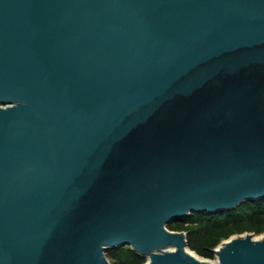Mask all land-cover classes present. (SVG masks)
<instances>
[{"label": "water", "instance_id": "1", "mask_svg": "<svg viewBox=\"0 0 264 264\" xmlns=\"http://www.w3.org/2000/svg\"><path fill=\"white\" fill-rule=\"evenodd\" d=\"M260 199L264 0H0V264H212L166 225Z\"/></svg>", "mask_w": 264, "mask_h": 264}, {"label": "trees", "instance_id": "2", "mask_svg": "<svg viewBox=\"0 0 264 264\" xmlns=\"http://www.w3.org/2000/svg\"><path fill=\"white\" fill-rule=\"evenodd\" d=\"M171 231L185 233L187 247L196 255L214 258L212 250L233 235L264 234V199L247 200L229 211L212 214L192 213L166 225ZM110 264H145L146 258L129 246H119L105 252Z\"/></svg>", "mask_w": 264, "mask_h": 264}, {"label": "rangeland", "instance_id": "3", "mask_svg": "<svg viewBox=\"0 0 264 264\" xmlns=\"http://www.w3.org/2000/svg\"><path fill=\"white\" fill-rule=\"evenodd\" d=\"M246 234H250V235H252L253 237H258V236H263L264 237V234H260V235H255V234H253V233H243V234H240V235H233V236H231L230 238H233V237H238V236H244V235H246ZM224 242V241H223ZM187 250H188V252H191V253H193L194 255H196L193 251H191L188 247H187ZM197 257H199L198 255H196ZM200 259H202V260H204V261H208V262H211L212 264H218V262H217V259H216V257L214 256V258H212V259H206V258H202V257H199Z\"/></svg>", "mask_w": 264, "mask_h": 264}, {"label": "bare ground", "instance_id": "4", "mask_svg": "<svg viewBox=\"0 0 264 264\" xmlns=\"http://www.w3.org/2000/svg\"><path fill=\"white\" fill-rule=\"evenodd\" d=\"M261 238H263V236H258V237H253V239H255V240H260ZM168 250L169 251H172L173 250V248H168ZM186 251L188 252V250H187V248H186ZM189 253H191V252H189ZM195 258H197V259H199V260H202V259H200L199 257H197L196 255H194L193 253H191ZM217 259V258H216ZM218 262V261H217Z\"/></svg>", "mask_w": 264, "mask_h": 264}]
</instances>
